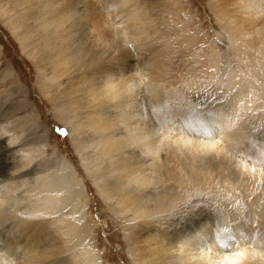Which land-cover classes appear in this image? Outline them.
Listing matches in <instances>:
<instances>
[{
    "label": "bare ground",
    "instance_id": "1",
    "mask_svg": "<svg viewBox=\"0 0 264 264\" xmlns=\"http://www.w3.org/2000/svg\"><path fill=\"white\" fill-rule=\"evenodd\" d=\"M25 1L15 3L30 8V13H20L24 22L31 20L19 37L20 46L24 50L27 39L35 36L40 62L52 70L48 82L39 83L55 81L65 91L62 96L69 92L64 100L69 106L54 105L53 110L68 129L67 137L81 146L71 143L81 164L86 166L88 154L94 156L90 159L97 170L84 173L97 196L105 202L115 200L112 210L127 221L125 238L137 250L127 252L132 264H264V121L256 114L264 109V0H219L231 8L218 23L230 49L242 53L244 71L239 63L225 59L227 99L206 110L164 87L161 75L155 81L146 77L150 63L140 64L142 71L136 74L141 77L127 76L133 65L131 61L122 65L127 58L123 53L140 34L125 31L122 38V29L112 22L108 25L112 44L105 50L85 18L76 32L80 21L74 10L59 17L63 9L56 0H43L37 13ZM80 3L75 2L78 9ZM210 48L218 49L212 43ZM149 54L152 60L153 53ZM206 57L204 79L211 82L220 56L212 51ZM62 110L71 118H61ZM246 114L256 124L261 122V129L236 127ZM5 127L0 134L4 146L11 148L20 139ZM244 141L250 146L242 148ZM37 154L36 150L22 154L15 161L21 160V165L14 158L13 163H0V264H75L72 252L91 238V225L83 220L84 205L76 203L65 216L56 214L78 200L84 186L62 159L57 173L33 176ZM19 171L25 173L16 176ZM212 196L216 199L212 205L197 202L180 209L192 199ZM234 225H239L236 235L245 240L234 242L232 250L219 247L214 235L222 239ZM89 249L80 252L81 263L100 264L97 252Z\"/></svg>",
    "mask_w": 264,
    "mask_h": 264
},
{
    "label": "rangeland",
    "instance_id": "2",
    "mask_svg": "<svg viewBox=\"0 0 264 264\" xmlns=\"http://www.w3.org/2000/svg\"><path fill=\"white\" fill-rule=\"evenodd\" d=\"M16 1L0 0V128L6 125L5 130H11L10 134L20 140L15 144L16 146L6 148L3 135L0 134V163H13L14 158V163L21 165V160L15 161H18L22 154L32 153L36 150L39 154H37L31 168L33 176L57 173L61 166V159L72 166L75 169L76 177L81 181V186H84L85 189L83 187V195L68 205L67 209L58 212L56 218L65 216L71 210L74 211L77 204L82 203L84 205V217H86L83 220L87 226L90 227L91 225V238L86 240V244L84 243L86 247L83 244L72 252V261L75 264L81 263L80 252L90 247L89 250L97 252L100 264H132L131 259L129 260L127 257V252L130 249L132 252H137V250L125 238V230L128 229L127 221L122 215L112 210L115 200L105 202L97 196L91 180L84 173V171H89L92 174L94 173L93 170H97L95 168L97 164L90 159H93L94 156L87 153V159L85 157L86 166L81 164V158L77 157L71 143L73 141L74 145H78L80 149L81 146L76 142L77 139L73 140L67 137L68 129L59 123L58 115L53 110L54 105L62 108L69 106L67 102H64L65 96L69 92L67 91L66 95L62 96L65 91L62 85L56 87L55 81L45 86L41 85L43 82L39 83L40 79L48 82L47 79L52 75V70L44 62H40L39 52L37 53L34 47L38 42L35 36L27 39V48L22 50L20 46L19 37L26 34L23 31L24 26L26 27L27 22L31 21L24 22L25 18L20 16V13H30V8L16 6ZM76 1L56 0V4L58 3V6L63 9L59 17L64 15L63 11H65V16H68L74 10L75 14L79 15L77 19L80 21L75 27L76 32L80 29L81 19L84 20L85 18L89 26L95 28V30L92 29L94 32H91L92 36L97 38L100 46L104 47L105 50L112 44L109 42L111 31L108 27L112 22L122 29L124 34L122 38L125 37V31L133 30L140 34L139 40L130 42L126 46V49L129 50H126L123 56L127 58L123 59L124 61L118 60L120 63L122 61V65L125 66L131 61L129 65H133V73L127 76L141 77V73H136L142 71L139 67L147 62L150 63L151 73L146 77L155 81L161 75L164 87L173 92H178L179 96L181 95L180 98L198 106L200 110L213 109L215 104L220 105L224 102V98L227 99L223 92V86H225L223 82L226 77L224 75L225 59L232 61L233 65L236 62L240 65L242 59V53L230 49L223 35V25L218 23L221 17H226L231 12L230 7L222 5L219 0H80L81 3L78 6L80 9H78L75 5ZM25 2L28 7L33 8V11L36 12H39V7L43 4V0H26ZM134 9L136 10L133 11ZM132 12L135 13V19L129 22L128 17L131 16ZM236 15L240 16L238 13ZM176 24L179 26L178 28L175 26ZM9 26L18 29L12 32ZM144 31L148 34H142ZM201 39L204 42H201ZM209 41L218 48L212 51L217 52L220 56L215 65L216 76L211 82L204 79V72L209 67L206 56L212 55ZM151 52L153 53L152 60L149 54ZM240 67L244 71V67L241 65ZM199 71H203L202 76L197 74ZM184 81L185 83H183ZM46 86L48 89H42V92L39 90V87L46 88ZM57 96L59 99L63 98V101H58ZM53 99H56L54 100L56 104ZM70 106L73 107V105ZM259 112L256 114L264 121V109ZM59 116L71 118L66 110H62ZM248 116L250 115L246 114V117L237 120L235 126H242L245 131L261 129V122L256 124L255 119ZM59 129H64V133L62 134ZM208 132L213 133L212 135L216 134L211 129ZM248 146H250L249 143L244 141L241 147ZM43 152L45 153L43 154ZM3 156L6 158L4 159ZM46 158H49L47 164H41L38 168L34 167L35 164H39L41 160H46ZM22 173L25 172L19 171L15 175L18 176ZM211 199H192L180 209L197 205V202H209L208 205H212L216 199L213 196ZM26 203V200L22 202L23 205ZM242 221H245L244 216Z\"/></svg>",
    "mask_w": 264,
    "mask_h": 264
},
{
    "label": "snow or ice",
    "instance_id": "3",
    "mask_svg": "<svg viewBox=\"0 0 264 264\" xmlns=\"http://www.w3.org/2000/svg\"><path fill=\"white\" fill-rule=\"evenodd\" d=\"M59 131L63 134L65 130L64 129H59Z\"/></svg>",
    "mask_w": 264,
    "mask_h": 264
}]
</instances>
